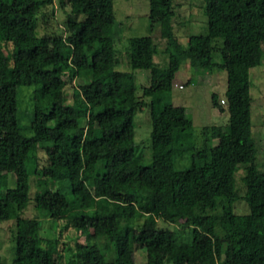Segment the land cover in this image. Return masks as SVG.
I'll return each instance as SVG.
<instances>
[{
    "label": "trees",
    "instance_id": "1",
    "mask_svg": "<svg viewBox=\"0 0 264 264\" xmlns=\"http://www.w3.org/2000/svg\"><path fill=\"white\" fill-rule=\"evenodd\" d=\"M202 1L207 33L191 35L184 48L175 0H149L168 64L156 63L152 37H135L126 71L115 0H58L65 32L43 36L39 18L54 0H0V221L16 222L14 264H63L60 252L45 254L43 219L93 233L92 245L78 238L70 248L71 264H137L140 252L147 264H264V173L254 163L251 93L252 70L264 65V0ZM184 59L201 75L227 73L226 106L216 93L212 105L228 113V124L205 127L201 144L188 110L171 100ZM136 72L150 74L141 94ZM67 78L82 82L70 102ZM23 87L34 94L27 114ZM146 106L150 166L135 140V115ZM185 155L191 166L176 169ZM31 176L56 188L38 193L34 217L24 218ZM240 202L248 213H236ZM155 220L185 221L189 234Z\"/></svg>",
    "mask_w": 264,
    "mask_h": 264
},
{
    "label": "rangeland",
    "instance_id": "2",
    "mask_svg": "<svg viewBox=\"0 0 264 264\" xmlns=\"http://www.w3.org/2000/svg\"><path fill=\"white\" fill-rule=\"evenodd\" d=\"M177 17L175 19L176 32L184 48L188 47L189 37L191 35H204L208 30V20L205 15V4L202 0H175ZM115 38L118 57L121 60L120 70L131 71L128 54L129 40L135 37H152L157 46L155 55L156 63L166 67L169 55L166 53L167 43L161 37V29L157 23L150 20L149 0H115ZM66 14L61 8L58 0H54L51 6L45 9V15L40 16L38 32L41 36L52 35L65 32ZM136 85L138 94L141 89L150 85V74L148 72H136ZM252 98H253V137L255 144L254 163L259 172L264 173V65L252 70ZM68 102L72 99L74 87L82 84L79 80L67 78ZM176 84L172 91V103L178 107H185L188 115L193 120L194 128L199 139V144L203 141L201 132L205 127L226 126L228 124V113H222L212 105V96L218 95L220 103L224 106L225 91L227 88V73L216 70L211 75H201L199 71L192 68L189 62H183L180 71L176 77ZM183 88H182V87ZM32 87H23L20 89V98L22 99V111L27 114L31 110L33 99ZM21 124L27 127V119L20 115ZM135 131L137 150L143 154L145 164H152V142L151 131L152 123L149 107H145L136 112ZM26 134H29V132ZM43 161L44 153H40ZM191 166L189 155L178 158L175 161V168L182 170ZM242 173V172H241ZM240 173V174H241ZM92 178V176H88ZM37 179L30 177V196L31 204L24 212V218H32L35 215L34 199L40 192H45L56 187H38ZM91 181V180H90ZM235 211L238 214L248 213L247 204L240 202L235 205ZM142 225L149 224L151 219H142L139 221ZM154 225L158 228L178 229L181 234L188 236L190 231L189 224L185 221H178L176 224H167L162 220H155ZM16 229L15 221H0V260L2 264H14L16 241L14 237ZM41 234L44 238L43 247L46 255L54 252H60L63 255V264L69 263L72 255L70 248H75L78 238L80 242L88 245L94 243L93 233L86 236H80L73 228H66V224L61 221L43 219L41 222ZM137 264H147L145 253L136 254ZM166 264V263H164Z\"/></svg>",
    "mask_w": 264,
    "mask_h": 264
}]
</instances>
